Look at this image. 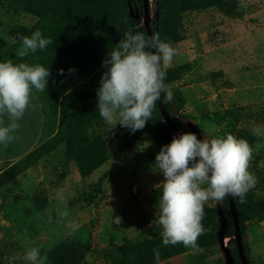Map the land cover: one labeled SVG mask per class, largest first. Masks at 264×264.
<instances>
[{
	"label": "trees",
	"instance_id": "16d2710c",
	"mask_svg": "<svg viewBox=\"0 0 264 264\" xmlns=\"http://www.w3.org/2000/svg\"><path fill=\"white\" fill-rule=\"evenodd\" d=\"M152 6L151 33H159L160 40L171 43L173 47L184 40L183 15L186 22L191 14L206 13L210 16L214 10L224 16H243L239 0H152ZM130 7L137 18L131 16ZM143 12V0H0V62L12 59L14 63H39L50 70L45 90H33V95L42 104L44 141L22 159L4 166L0 171V193L11 192L26 172L36 169L39 163L56 155H60L65 162H72L82 178L87 177L109 160L105 141L109 136H118L120 133L126 142L125 149L131 148L145 133L156 136L163 145L169 144L173 137L178 138L164 122L158 107L153 110L145 127L135 132L119 124H109L99 115L96 90L106 71L102 62L124 33L143 32L147 36L143 27ZM167 15H176L175 24H165ZM36 30H40L52 43L44 50L29 53L21 61L16 55L21 45L19 36H30ZM198 68L197 62L192 61L164 71V83L173 93L171 102L166 101L164 93H161L164 110L185 133L188 132L182 122L188 118L179 113L185 100L171 85L184 74ZM69 69L73 71L69 72ZM240 110L228 109L221 116L216 114L214 121L217 132L214 130L211 137L205 138H222L226 133L234 135L235 129L241 124ZM225 121L227 124L223 126ZM197 132L200 135L202 133ZM235 137L246 139L252 146L255 143L246 132L237 133ZM256 167L254 163L255 170ZM255 174V187L244 195L243 202L239 196L232 197L246 261L248 264H263L260 257L252 256L248 241L250 225L264 221V172L256 170ZM100 188L101 180L93 185L85 197L88 204L94 203L95 196L101 193ZM161 195L162 189L156 194L158 202ZM30 202L36 213L48 206V197L40 184L32 191ZM218 204L221 207L218 217L215 208L204 205L202 224L205 232L198 238V249L218 246L223 255L229 252L233 264H242L227 197ZM161 232L159 224H152L142 231L139 241L124 242L104 251V255L110 264H167L172 258L194 250L182 244L164 246ZM220 232H223L224 239H228V250L219 241ZM154 248H158L161 253L159 261L154 257ZM91 252L90 231L84 236L65 235L50 247L41 249L42 255H47L48 264H83ZM3 258L0 256V264H5Z\"/></svg>",
	"mask_w": 264,
	"mask_h": 264
},
{
	"label": "rangeland",
	"instance_id": "374dc122",
	"mask_svg": "<svg viewBox=\"0 0 264 264\" xmlns=\"http://www.w3.org/2000/svg\"><path fill=\"white\" fill-rule=\"evenodd\" d=\"M239 1L242 17L224 16L214 10L210 16L191 14L186 22L183 15L184 40L174 46L176 54L169 65L162 64V70L197 62L198 70L184 74L171 88L178 90L185 100L179 113L188 118L182 122L186 132L194 133L198 139L214 133L216 114L242 109L241 124L234 136L246 132L255 140L249 171L256 177V170L264 172V137L252 134L255 126L264 128V0ZM149 4L152 20V0ZM175 18L176 15H167L165 24H175ZM41 107L32 94L28 110L18 121L20 128L13 134L17 138L7 147L0 144V163L22 159L44 141L42 131L38 134L44 119L41 127L36 118ZM0 120L4 125L9 123L6 114ZM226 124L227 121L223 126ZM105 141L109 160L85 178L72 162L56 155L26 172L11 192L0 193V256H4L5 264H29L23 257L31 248H38L43 256L41 249L59 238L69 234L84 236L88 231L92 234V252L83 264H110L104 251L124 242H137L143 230L159 224L156 194L162 189L164 177L155 166V156L164 145L156 136L146 133L129 149L124 148L126 142L120 133ZM100 180L101 193L95 196L94 203L88 204L85 197ZM39 184L49 204L36 213L30 198ZM205 205L215 208L217 217L220 215L217 201L210 200ZM115 217L121 219L119 225L113 223ZM227 243L225 239V250ZM221 252L218 246L194 249L167 264H228Z\"/></svg>",
	"mask_w": 264,
	"mask_h": 264
},
{
	"label": "clouds",
	"instance_id": "9594fccd",
	"mask_svg": "<svg viewBox=\"0 0 264 264\" xmlns=\"http://www.w3.org/2000/svg\"><path fill=\"white\" fill-rule=\"evenodd\" d=\"M19 39L16 55L21 61L52 43L40 30L30 36L20 35ZM175 54V48L161 41L159 33H124L102 62L106 71L96 95L103 120L132 132L143 129L161 93L166 101L173 99L171 89L164 83L162 64L169 65ZM49 76V68L39 63H14L12 59L0 62V116L6 114L9 119L7 125L0 120V144L7 147L17 138L13 134L20 128L18 121L30 106L33 90L43 92ZM252 134L264 137V128L255 126ZM253 151L246 139L227 133L222 138L202 140L193 133H183L161 147L155 166L164 177L157 220L164 246L182 244L198 249V238L205 232L204 205L210 200L222 201L226 196H239L243 202L244 195L257 182L249 171ZM113 223L119 225L121 219L115 217ZM153 254L159 261L158 248L153 249ZM23 258L31 264H45L47 255L41 256L39 249L33 247Z\"/></svg>",
	"mask_w": 264,
	"mask_h": 264
},
{
	"label": "water",
	"instance_id": "95a60500",
	"mask_svg": "<svg viewBox=\"0 0 264 264\" xmlns=\"http://www.w3.org/2000/svg\"><path fill=\"white\" fill-rule=\"evenodd\" d=\"M144 1V12H143V27L146 29L147 35L152 34L151 33V28H150V22H151V16H150V9H149V0H143ZM130 14L132 17L137 18L136 15L132 14V8L130 7ZM155 15L157 13L155 12ZM157 107L160 112V114L163 117L164 122L172 129V131L179 137L180 134L185 133L182 129L178 127V125L175 124V122L171 119V117L166 113L163 107L162 99L157 101ZM194 134V133H193ZM230 211H231V216H232V221H233V228L235 232V242L237 246V251L240 257V260L242 264H248L245 258V255L242 250V244H241V237H240V230H239V223H238V217H237V212L235 209L234 201L232 196H226ZM223 232L219 233V241L222 244L224 241V236ZM226 259L228 264H233L229 255V252H226Z\"/></svg>",
	"mask_w": 264,
	"mask_h": 264
},
{
	"label": "crops",
	"instance_id": "0c3cea01",
	"mask_svg": "<svg viewBox=\"0 0 264 264\" xmlns=\"http://www.w3.org/2000/svg\"><path fill=\"white\" fill-rule=\"evenodd\" d=\"M35 98H36V96H35ZM36 118H38L37 124L42 127V122H41V119H43L42 112L38 111V115L36 114ZM42 129H43V127L38 131V134H41ZM19 160H20V158H19ZM17 161H18V158L17 159L11 158L8 161L2 162L0 164L1 165L4 164V166H5L7 163H14ZM3 168L1 167L0 171ZM248 239H249L248 241H249L252 256L255 258L260 257L262 263L264 264V249H263L264 248V221L250 225L249 233H248ZM251 244H253V246Z\"/></svg>",
	"mask_w": 264,
	"mask_h": 264
}]
</instances>
